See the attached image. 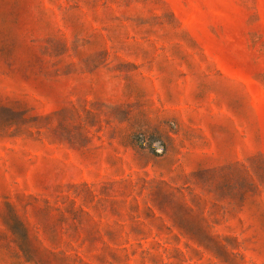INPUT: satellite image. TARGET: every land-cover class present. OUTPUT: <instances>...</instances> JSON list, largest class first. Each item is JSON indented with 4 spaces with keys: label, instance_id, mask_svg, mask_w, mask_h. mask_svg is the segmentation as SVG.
Listing matches in <instances>:
<instances>
[{
    "label": "rangeland",
    "instance_id": "374dc122",
    "mask_svg": "<svg viewBox=\"0 0 264 264\" xmlns=\"http://www.w3.org/2000/svg\"><path fill=\"white\" fill-rule=\"evenodd\" d=\"M0 264H264V0H0Z\"/></svg>",
    "mask_w": 264,
    "mask_h": 264
}]
</instances>
